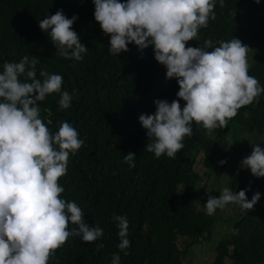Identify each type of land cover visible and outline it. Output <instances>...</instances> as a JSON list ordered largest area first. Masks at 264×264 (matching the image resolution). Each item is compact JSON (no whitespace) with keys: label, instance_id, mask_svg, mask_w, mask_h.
I'll return each mask as SVG.
<instances>
[{"label":"trees","instance_id":"trees-1","mask_svg":"<svg viewBox=\"0 0 264 264\" xmlns=\"http://www.w3.org/2000/svg\"><path fill=\"white\" fill-rule=\"evenodd\" d=\"M61 9L69 19L78 16L72 27L88 47L82 61L59 56L39 27V20ZM94 11V0H0V73L5 61L18 63L27 55L38 61V79H43L41 70L62 75L61 91L72 95L71 106L60 109V93L38 102L40 118L50 132L55 134L67 121L84 141L74 155L70 153L67 173L58 181L64 188L61 198L76 202L85 223L104 231L91 243L70 236L48 264H112L114 257H119V264H182L183 260L191 264L194 245L211 238L222 210L208 216L195 205L201 178L195 154L202 153L205 169L214 165L219 153L226 162L243 150L249 156L253 146L239 142L243 132L260 135L256 144L264 148V92L211 136L193 122V133L184 138L175 158L166 154L157 158L146 150L153 139L147 137L139 116L154 114L158 99L169 103L179 99L178 81L167 78V68L155 59L151 45L141 50L133 42L129 51L110 54V35L103 33ZM214 12L216 18L209 19L198 40L188 41L186 47H199L210 39L213 47L207 50L212 51L220 41L234 38L264 45V0L258 4L224 0L223 7L216 0ZM249 65V75L264 87V52ZM180 104L183 108L186 102L180 99ZM128 152L136 153L134 167L124 162ZM227 184L233 192L248 189L249 200L259 192L260 199L249 211L227 205L233 217L230 229L219 238L208 264H264V177L248 169V176L235 174ZM115 215L129 222L128 255L118 247ZM76 227L69 223V230Z\"/></svg>","mask_w":264,"mask_h":264},{"label":"clouds","instance_id":"clouds-1","mask_svg":"<svg viewBox=\"0 0 264 264\" xmlns=\"http://www.w3.org/2000/svg\"><path fill=\"white\" fill-rule=\"evenodd\" d=\"M215 4L216 0H94L95 20L110 35V54L129 51L133 42L141 50L151 45L155 59L167 68V78L178 81L179 99L171 103L158 99L154 114L139 116L147 137L153 139L146 150L157 158L164 154L175 158L184 138L192 135L193 122L211 136L264 92L258 79L249 75V47L238 38L220 41L212 51L207 50L213 47L210 39L199 47H186L188 41L198 40L209 19L216 18ZM77 18H67L61 9L39 20V27L59 56L82 61L88 47L73 30ZM37 63L25 55L18 63L5 61L0 73V264H48L70 236L91 243L104 235L98 225L85 223L76 202L61 198L64 188L58 181L67 173L70 153L74 155L84 141L69 122L53 134L40 118L38 102L48 95L60 93L61 110L71 106L73 97L61 91L62 75L41 70L43 79H38ZM180 99L186 102L183 108ZM252 146L241 167L264 177V148ZM135 156L128 152L124 162L134 167ZM247 191L225 187L218 197L210 195L204 205L206 214L212 216L228 204L239 205L242 211L253 209L260 193L249 200ZM113 219L121 240L118 247L128 255L129 222L119 215ZM69 223L78 227L69 230ZM112 264H119V257Z\"/></svg>","mask_w":264,"mask_h":264},{"label":"rangeland","instance_id":"rangeland-1","mask_svg":"<svg viewBox=\"0 0 264 264\" xmlns=\"http://www.w3.org/2000/svg\"><path fill=\"white\" fill-rule=\"evenodd\" d=\"M247 45V59L248 63L254 62L259 55L264 52V45L253 41L251 38H245L242 42ZM260 135L255 136L249 132H243L239 135V142L244 146L250 148L253 144L259 141ZM202 153L195 154V168L200 173L201 178L198 183V193L195 205L197 208L205 209L208 197L215 196L217 192H221L223 188H228V180L235 174L240 177L248 176V169L241 167V162L247 157V153L243 150L232 156L228 162L221 164L223 154L219 153L215 157L214 165L205 169L202 164ZM219 218L217 220L213 235L208 240H203L201 243L194 245L192 253L193 262L191 264H208L215 254L216 244L221 236L230 229L232 222V215L228 210V206L219 211ZM182 264H188L186 260Z\"/></svg>","mask_w":264,"mask_h":264}]
</instances>
